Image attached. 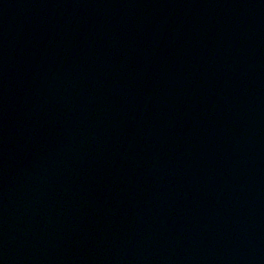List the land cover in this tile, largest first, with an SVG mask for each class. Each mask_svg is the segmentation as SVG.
Here are the masks:
<instances>
[{
  "label": "water",
  "instance_id": "95a60500",
  "mask_svg": "<svg viewBox=\"0 0 264 264\" xmlns=\"http://www.w3.org/2000/svg\"><path fill=\"white\" fill-rule=\"evenodd\" d=\"M0 264H264V0H0Z\"/></svg>",
  "mask_w": 264,
  "mask_h": 264
}]
</instances>
